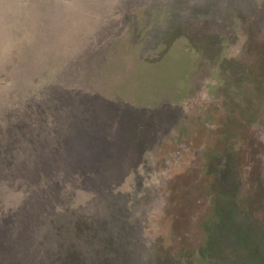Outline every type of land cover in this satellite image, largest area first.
I'll use <instances>...</instances> for the list:
<instances>
[{
  "label": "rangeland",
  "instance_id": "rangeland-1",
  "mask_svg": "<svg viewBox=\"0 0 264 264\" xmlns=\"http://www.w3.org/2000/svg\"><path fill=\"white\" fill-rule=\"evenodd\" d=\"M0 264H264V0H49V67H0Z\"/></svg>",
  "mask_w": 264,
  "mask_h": 264
},
{
  "label": "crops",
  "instance_id": "crops-1",
  "mask_svg": "<svg viewBox=\"0 0 264 264\" xmlns=\"http://www.w3.org/2000/svg\"><path fill=\"white\" fill-rule=\"evenodd\" d=\"M39 66L49 67V0H0V67Z\"/></svg>",
  "mask_w": 264,
  "mask_h": 264
}]
</instances>
